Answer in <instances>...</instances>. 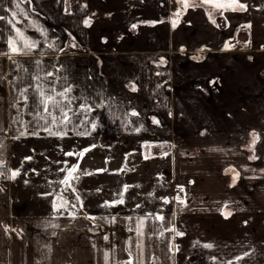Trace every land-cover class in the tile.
<instances>
[{"label": "crops", "instance_id": "0c3cea01", "mask_svg": "<svg viewBox=\"0 0 264 264\" xmlns=\"http://www.w3.org/2000/svg\"><path fill=\"white\" fill-rule=\"evenodd\" d=\"M17 2L0 0V16L16 11V27L37 47L12 55L15 30L0 20V264H192L194 257L264 264V51L245 53L261 55L253 64L263 106L236 109L235 93L206 91L213 121L203 127L186 121L185 112L202 99L193 79L201 80L210 61L190 56L204 44L238 54L206 8L173 11L174 0H23L25 18ZM37 76L46 89L71 86L73 111L85 99L93 111L73 116L66 129L53 127L66 135H50L34 119L33 89L27 106L19 97ZM144 143L170 146L145 159ZM73 165L79 178L69 188L60 181ZM14 170L19 174L10 179ZM108 177L119 179L118 195ZM58 197L68 203L57 212Z\"/></svg>", "mask_w": 264, "mask_h": 264}, {"label": "rangeland", "instance_id": "374dc122", "mask_svg": "<svg viewBox=\"0 0 264 264\" xmlns=\"http://www.w3.org/2000/svg\"><path fill=\"white\" fill-rule=\"evenodd\" d=\"M188 2L191 4L192 0H188ZM197 2H199V0H197ZM238 2L247 5V10H228L223 13V16L220 15L219 10L214 9L211 5L200 6L212 12L215 19L214 24L218 25L219 29L226 33L228 37H232L228 47L235 49L238 54L226 55L224 50L223 52L217 50L214 45L204 44L199 52L190 56L191 61L195 63L202 64L208 61H210V63L202 66L199 72L201 80H195L196 78L193 79L196 85L199 86L198 92L202 93V99L198 102L197 106L186 108L185 120L188 122L192 120L194 122H199L203 127H209L210 122L213 121L211 120L210 111L208 110L211 106L204 103L205 101L208 103L210 102L209 98L204 97L206 91L209 92V96L215 93H222L224 89L235 93L230 99L233 101L236 109H239L242 105L250 106L252 109L255 108L256 105L263 106L261 103L262 100L259 98V91L261 89L258 85L259 82L256 77V71H254V67L257 66L255 63L262 62L259 60V58H261L259 56L261 55L245 53L247 51H264V0H238ZM173 4V11H175L177 5L183 8V6L177 1L175 2V0ZM245 25H251V27H242ZM225 59L228 60V63H226ZM254 59L255 63L253 64ZM263 75L264 71L262 69L258 76L263 77ZM239 76H245V78L241 80ZM204 79L207 80L203 81ZM225 80L227 82L224 85ZM262 92L264 93V89H262ZM238 94H243V97L240 100H235ZM197 100H199V98H197ZM202 131H206V129ZM153 153L154 150L151 151L149 156L151 157ZM118 180V178L113 177H108L107 179L108 187L111 188L116 195H118L121 188ZM110 211L117 212L119 210L112 209ZM191 261L193 262H191L192 264H213L212 262L199 260L196 257L192 258ZM223 263L225 264V262ZM234 264H237V262L235 261Z\"/></svg>", "mask_w": 264, "mask_h": 264}, {"label": "snow or ice", "instance_id": "6c2138e0", "mask_svg": "<svg viewBox=\"0 0 264 264\" xmlns=\"http://www.w3.org/2000/svg\"><path fill=\"white\" fill-rule=\"evenodd\" d=\"M22 2H23V0H20V2H17L15 4V7H16V9L20 10V14L22 16L27 18V12H25L21 8ZM66 2H67V0H65V3ZM177 2L183 6L184 10H187L188 7H200L203 5H211L214 9L220 11L221 16H223V13L225 11H228V10H231V11L247 10V5L240 4L238 2V0H199V2H197V0H192L191 4L188 2V0H177ZM28 3H31V0H28ZM205 10L209 16V19L213 23H215V19L213 17L212 12L208 11L207 8ZM65 11H67V9H65ZM175 15L177 17H179L180 12L177 11V13ZM0 20H7V23L10 24L12 26V28L15 30L16 36L13 38H10L8 41V46H9V49H10L12 55L27 54L32 49L37 47L36 41L29 40L25 36L26 30H22V29L16 27V24L20 22L19 20H17V12L16 11L11 12V19H9L5 16H0ZM84 23H85V25H90L91 20L86 19L84 21ZM152 23H154V22H152ZM175 24H176V21H173V27H175ZM132 27L135 28L136 25H133ZM242 27L250 28L251 25H245ZM9 59H11V56H9ZM37 63H39V61H37ZM48 75H51V73H49ZM35 79L37 81L35 86L28 85V86L20 89L19 90V97L24 102L25 106H27V103L29 101V89L30 88L33 89V92H32L33 107L35 109L34 119L37 121V123H39V121H44V124L41 125V127L45 131H47L50 135H58V134L66 135L67 134L66 131L55 132V131H53V127L57 128V129H61V128L66 129L67 126L72 123V117L73 116H78V115H81L83 113L93 111V107L91 105H88L86 99H85V103L80 105L79 111H73V109L71 107V103H72L73 99H76V97L69 98L68 94L71 93L73 90L71 86L65 87L63 89V91L57 92L55 90V88L46 89L45 86L39 82L40 81L39 76L35 77ZM133 91H135L134 87H133ZM57 97H60V99H57ZM65 101L67 103H65ZM17 103H19V101ZM103 106L104 105H102V104L95 105V107H97V108H101ZM131 115L136 116L137 113L133 111L131 113ZM13 122L15 123L16 121L14 120ZM153 122L158 123V121H155V120ZM46 125H47V127H46ZM96 126L97 125L94 122L91 125L93 130L96 128ZM138 130L139 129H137V131ZM33 134L38 135V133H33ZM79 134L84 135L86 133H79ZM21 135H25V133L21 132ZM252 135H253L252 149L254 150L255 144H256L257 140L259 139V136L256 133H253ZM2 147L3 146L0 145V148H2ZM88 150L89 149H85L83 152L78 153V155L80 157H82L84 155V152H86ZM66 155H73V153L69 152V153H66ZM255 158H256L255 155H253L251 157V159H255ZM26 159H29V158L26 157ZM77 169H78V165H73L71 167V169L67 171V175L65 176V178L63 180L60 181V183L66 185L67 187L70 188L71 187V181L79 178L78 176L74 175V173L77 172ZM99 171H106V169H102ZM227 171H235V170L234 169H228ZM18 174H19V171L14 170L11 172V175L9 178L15 179ZM84 174L90 175L91 173L85 172ZM0 176H3L2 172H0ZM238 176H239V173L238 172L235 173V175L233 176V184H235V181L238 178ZM127 189H128V186L125 185L124 191H127ZM0 191H2V189H0ZM183 191H184L183 187H180V192H183ZM58 199L61 200L62 202L59 204H56V203L53 204V209H54V211H57V212L60 211L61 208L67 207V203H68L66 200H63V197H58ZM174 199L179 204L186 206V201L183 198H181L179 195L174 197ZM77 200H79L78 196H77ZM116 203H123L122 194H121V198L118 201H116ZM164 203H169V201L164 200ZM73 207H75V205H73ZM138 207H139V205H138ZM225 207H227V205H225ZM222 214L225 216V218H228L229 216L232 215L231 212H223ZM155 218L158 220H161V221L164 219L163 216H157ZM92 219H95V218H92ZM245 223H247V222H245ZM139 225H140V228L138 229V234L142 236L143 235L144 219H141L139 221ZM52 226L58 227V225H52ZM169 230L174 231L177 236H182L184 234L183 232L176 231V229L174 227L172 229H169ZM161 235H163V233H161ZM105 239H108V238L105 237ZM138 246L142 248V244L138 245ZM204 247L211 249L213 247V245L211 243H208V244H205ZM248 255H249V253H247V252L244 253V256H248ZM105 258L107 259V254H106ZM215 259L216 258L213 257V260H215ZM236 259L240 260V259H243V257H236ZM126 264H132L131 260L127 261ZM225 264H233V261H231V260L226 261Z\"/></svg>", "mask_w": 264, "mask_h": 264}, {"label": "trees", "instance_id": "16d2710c", "mask_svg": "<svg viewBox=\"0 0 264 264\" xmlns=\"http://www.w3.org/2000/svg\"><path fill=\"white\" fill-rule=\"evenodd\" d=\"M70 40H72V39L70 38ZM153 119L155 120L154 117H152V121H153ZM165 146L169 147L170 145L167 143H145L143 145V155L145 158H147L149 156V150L155 149V148H160V147H165Z\"/></svg>", "mask_w": 264, "mask_h": 264}, {"label": "flooded vegetation", "instance_id": "af4514ba", "mask_svg": "<svg viewBox=\"0 0 264 264\" xmlns=\"http://www.w3.org/2000/svg\"><path fill=\"white\" fill-rule=\"evenodd\" d=\"M145 144V143H144ZM143 144V145H144ZM170 145V144H169ZM167 149H168V146H165ZM160 148H162V147H160ZM155 149H158V148H155ZM153 149H151V150H149V155H150V153H151V151H152ZM169 150V149H168ZM142 151H143V146H142ZM144 156V155H143ZM150 156H148L147 158H145V159H148ZM4 171V170H3Z\"/></svg>", "mask_w": 264, "mask_h": 264}]
</instances>
